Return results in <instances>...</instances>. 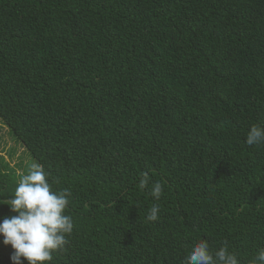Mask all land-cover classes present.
<instances>
[{
  "label": "trees",
  "instance_id": "obj_1",
  "mask_svg": "<svg viewBox=\"0 0 264 264\" xmlns=\"http://www.w3.org/2000/svg\"><path fill=\"white\" fill-rule=\"evenodd\" d=\"M0 119L71 192L50 264L264 247V145L245 142L264 125V0H0ZM22 172L0 154V202ZM13 252L0 235V264Z\"/></svg>",
  "mask_w": 264,
  "mask_h": 264
},
{
  "label": "clouds",
  "instance_id": "obj_2",
  "mask_svg": "<svg viewBox=\"0 0 264 264\" xmlns=\"http://www.w3.org/2000/svg\"><path fill=\"white\" fill-rule=\"evenodd\" d=\"M246 144L264 145V125L253 124L246 133ZM149 184L147 173H142L138 187L145 189ZM163 185L156 181L151 195L159 200ZM71 192L68 188L54 190L43 165L33 163L27 172L20 173L12 199L3 200L16 215L6 216L0 221V235L3 242L11 245L14 264H50L53 253L62 251L69 243L68 237L74 230V222L67 210ZM160 208L153 204L146 220L155 222ZM183 264H241L237 253L229 250L225 243L216 250L210 248L207 240L201 239L192 245L184 257ZM248 264H264V247L257 249Z\"/></svg>",
  "mask_w": 264,
  "mask_h": 264
},
{
  "label": "rangeland",
  "instance_id": "obj_3",
  "mask_svg": "<svg viewBox=\"0 0 264 264\" xmlns=\"http://www.w3.org/2000/svg\"><path fill=\"white\" fill-rule=\"evenodd\" d=\"M0 154L4 155L20 172L27 164L37 163L27 149L11 135L8 126L0 119ZM19 165H22L20 167Z\"/></svg>",
  "mask_w": 264,
  "mask_h": 264
}]
</instances>
